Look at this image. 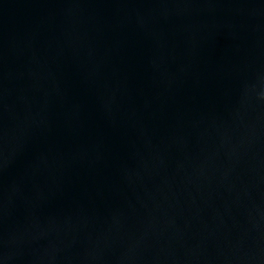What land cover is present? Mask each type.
I'll list each match as a JSON object with an SVG mask.
<instances>
[{
  "label": "water",
  "instance_id": "water-1",
  "mask_svg": "<svg viewBox=\"0 0 264 264\" xmlns=\"http://www.w3.org/2000/svg\"><path fill=\"white\" fill-rule=\"evenodd\" d=\"M0 264H264V0H0Z\"/></svg>",
  "mask_w": 264,
  "mask_h": 264
}]
</instances>
